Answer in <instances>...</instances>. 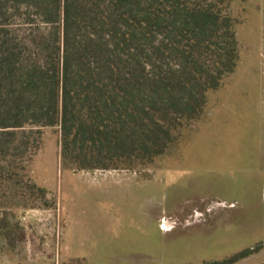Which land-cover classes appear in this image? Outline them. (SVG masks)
Segmentation results:
<instances>
[{"label":"rangeland","instance_id":"obj_1","mask_svg":"<svg viewBox=\"0 0 264 264\" xmlns=\"http://www.w3.org/2000/svg\"><path fill=\"white\" fill-rule=\"evenodd\" d=\"M231 8L235 72L151 165L73 170L58 129L25 128L29 150L4 162L0 264H216L248 250L229 264H264V0ZM12 26L36 44L52 32L25 6Z\"/></svg>","mask_w":264,"mask_h":264},{"label":"trees","instance_id":"obj_2","mask_svg":"<svg viewBox=\"0 0 264 264\" xmlns=\"http://www.w3.org/2000/svg\"><path fill=\"white\" fill-rule=\"evenodd\" d=\"M22 6L50 37L17 34ZM231 9V0H0V184L6 161L29 150L26 127L38 137L58 129L60 162L77 171H131L165 155L239 64Z\"/></svg>","mask_w":264,"mask_h":264},{"label":"crops","instance_id":"obj_3","mask_svg":"<svg viewBox=\"0 0 264 264\" xmlns=\"http://www.w3.org/2000/svg\"><path fill=\"white\" fill-rule=\"evenodd\" d=\"M98 172H103V173H107L108 171H98Z\"/></svg>","mask_w":264,"mask_h":264}]
</instances>
